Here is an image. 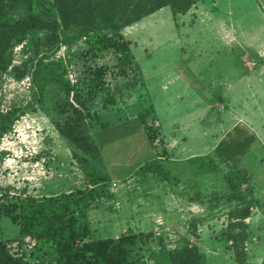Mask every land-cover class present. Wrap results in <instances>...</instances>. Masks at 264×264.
<instances>
[{
  "label": "rangeland",
  "instance_id": "rangeland-1",
  "mask_svg": "<svg viewBox=\"0 0 264 264\" xmlns=\"http://www.w3.org/2000/svg\"><path fill=\"white\" fill-rule=\"evenodd\" d=\"M178 23L176 26L167 6L124 29L143 76L135 70L119 76L114 69L108 74L109 89L116 94L114 103L106 101L107 91L97 99L96 112L116 134L101 144L112 195L99 197L87 210L75 205L78 227L87 224L90 238L118 237L128 229L152 232L151 239L139 241L134 251L145 256L150 246L157 245L159 236L169 247H174L181 235L188 236L192 242L202 243L213 264H236L233 249L220 237L228 207L208 211L188 202L184 180H190L183 160L190 154L210 152L235 124L242 123L258 137L244 157L254 171L252 183L259 198L247 219L252 236L247 243V264H264V0H201L179 15ZM22 60L18 46L14 64ZM115 61L108 55L100 62ZM29 86L28 77L18 80L13 74H4L0 79L1 107L29 101ZM52 94L49 88V102ZM142 112H148L147 122H160L167 144L174 146L171 151L165 140L158 145L149 141ZM99 129L94 120L93 132ZM154 152H162L158 154H163L165 165L181 176L179 195L171 193V184L160 175L138 171ZM221 184L212 177L200 186L212 191L211 185L221 189ZM86 185L79 163L41 109L26 113L14 130L0 139V192L10 186L11 196L41 197ZM198 214L215 215L202 225L200 232L206 238L193 234L188 226L190 217ZM0 226L2 237L9 244L15 242L18 225L3 216ZM26 255L34 260L33 255Z\"/></svg>",
  "mask_w": 264,
  "mask_h": 264
},
{
  "label": "trees",
  "instance_id": "trees-1",
  "mask_svg": "<svg viewBox=\"0 0 264 264\" xmlns=\"http://www.w3.org/2000/svg\"><path fill=\"white\" fill-rule=\"evenodd\" d=\"M200 1L0 0V79L7 73L18 80L28 77L31 93L26 103L13 101L7 108L0 103V139L11 133L26 113L41 109L70 148L87 184L77 191L41 197L11 196L10 186L1 188L0 220L9 217L18 225L19 235L9 244L0 226V264H213L188 236H181L174 247L159 236L157 245L148 248L147 256L134 251L139 241L151 239L152 232L128 229L118 237L90 238L87 224L78 227L75 210V205L87 210L99 197L112 195L101 144L116 134L110 132L111 124L101 121L95 106L104 91L106 101L114 103L116 94L108 86L112 70L116 69L114 74L119 76L133 70L143 76L124 29L167 6L179 26V15L188 13ZM18 46L23 60L14 64ZM108 55L115 58L113 64L100 62ZM49 88L53 90L51 102ZM147 114H140L143 127L149 141L158 145L165 140L160 122L158 126L157 120L147 122ZM94 120L100 124L95 133ZM103 131L110 134L104 137ZM257 141L250 128L235 124L210 152L183 160L187 177L211 176L222 183L221 189L211 185L214 189L205 191L201 181L192 178L199 188L189 192L188 182L185 192L188 202L208 211L228 207L220 237L233 249L236 264H247V243L252 237L247 219L259 204L252 183L254 171L245 163L246 154ZM154 153L138 171L178 182L179 173L165 165L163 154H158L162 152ZM214 217H191L192 233L198 235L199 225ZM26 254L33 255L34 260L30 261Z\"/></svg>",
  "mask_w": 264,
  "mask_h": 264
},
{
  "label": "crops",
  "instance_id": "crops-1",
  "mask_svg": "<svg viewBox=\"0 0 264 264\" xmlns=\"http://www.w3.org/2000/svg\"><path fill=\"white\" fill-rule=\"evenodd\" d=\"M237 124H242V123H237ZM251 130V129H250ZM252 131V130H251ZM227 134V133H226ZM163 136H164V138H165V141H166V145H167V147H168V149H169V151H171V149L174 147L172 144V146L170 147L169 146V144H167V141H169L168 140V138H166V136L163 134ZM224 137V136H223ZM213 149V148H212ZM211 149V150H212ZM194 154H190V155H188L187 157H191V156H193ZM187 157H184V158H187ZM192 178H194L195 180H198V181H201V184L203 183V181L204 180H208V179H211L212 177L211 176H205V177H198V176H195V177H193V176H189V180H190V186H189V188H190V190L192 191V190H194V189H197V188H199V186H198V184L194 181L193 182V179ZM178 182H173V183H170L169 182V185L171 184V186L170 187H172L171 189H172V191H171V193L173 194V192H176L178 195L180 194V193H178V191H177V186L181 183V176H178ZM168 183V182H167ZM187 184L188 183H185V186H187ZM206 187H207V185H206ZM203 190H204V188L203 187H201ZM212 189H214V187H212ZM207 190V189H206ZM205 190V191H206ZM191 205H193V204H196V203H191V202H189ZM190 206V205H189ZM190 209H191V207H189ZM191 215V214H190ZM190 219H191V217H190ZM209 221V220H208ZM208 221H207V223H208ZM189 222H190V220H188V226H189ZM205 224V222L203 223V224H200L199 225V228H198V234H200L201 232V230H203V226L202 225H204ZM205 233H201V235H202V238H206L205 236L206 235H204ZM182 236V235H181ZM191 240V239H190ZM192 241V240H191ZM194 243H196V244H198L199 246H200V248L202 249V243L200 242H197V241H195ZM203 250V249H202ZM204 251V250H203ZM232 256H233V254H231ZM235 261V260H234Z\"/></svg>",
  "mask_w": 264,
  "mask_h": 264
},
{
  "label": "built area",
  "instance_id": "built-area-1",
  "mask_svg": "<svg viewBox=\"0 0 264 264\" xmlns=\"http://www.w3.org/2000/svg\"><path fill=\"white\" fill-rule=\"evenodd\" d=\"M155 124L158 126L159 125V122H156Z\"/></svg>",
  "mask_w": 264,
  "mask_h": 264
}]
</instances>
